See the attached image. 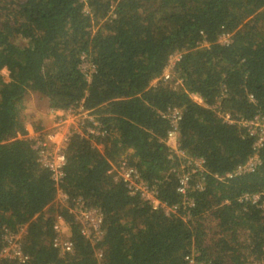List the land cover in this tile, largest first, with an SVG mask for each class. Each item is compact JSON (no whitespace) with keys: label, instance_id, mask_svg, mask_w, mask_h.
<instances>
[{"label":"trees","instance_id":"16d2710c","mask_svg":"<svg viewBox=\"0 0 264 264\" xmlns=\"http://www.w3.org/2000/svg\"><path fill=\"white\" fill-rule=\"evenodd\" d=\"M85 55L96 66L89 73ZM4 69L0 264L264 258V215L242 198L264 191V142L229 120L264 123V0H0V75ZM30 90L48 108L84 105L94 115L86 123L99 130L69 137L58 182L39 161L35 139L18 136L26 133L20 108ZM175 108L182 114L173 148L166 113ZM195 157L204 169L189 171L193 184L198 174L202 183L185 198L178 176ZM123 161L156 186L169 213L130 192L118 175ZM79 200L100 214L98 232L79 217ZM14 233L21 257L4 256Z\"/></svg>","mask_w":264,"mask_h":264},{"label":"built area","instance_id":"2783aa9c","mask_svg":"<svg viewBox=\"0 0 264 264\" xmlns=\"http://www.w3.org/2000/svg\"><path fill=\"white\" fill-rule=\"evenodd\" d=\"M180 54L176 53L171 55L169 64L166 66L163 77L164 79H168L172 75L173 68L175 67ZM83 69L86 70L87 73L90 71H94L96 66L92 61L86 59V55L83 56ZM91 76H88L90 79ZM158 78L154 79V82H157ZM193 98L199 102L203 103L201 97L192 95ZM51 115V122H47L44 128H39L33 125H24L25 132H18V136H24L33 138L34 146L38 154L39 161L42 162L45 166L50 168L52 171L54 179L58 182L63 176L62 167L66 162V145L69 137L74 133L78 132L81 136H89L90 134L98 133L99 130L95 127L86 123V120H93L94 115L87 110L84 105L70 107L68 110L64 109H54L49 108ZM182 112L179 109H172L166 113L167 116H170L172 121V128L169 130L168 135L166 137L167 143L173 147H177V132L178 121L181 119ZM230 121L238 120L243 125L248 126V129L251 134L258 135L257 144H263L264 142V123L258 120V117L254 119L247 118H229ZM94 124H97L95 120ZM249 165L252 163V160H249ZM205 159L203 157H195L194 159L188 162V165L184 164V167L188 170H185L182 167L179 176H178V191L187 197L188 192L200 185L201 180L198 174L197 183L193 184V177L191 176V171L189 168H192L194 171H202L204 169ZM242 168V167H241ZM120 176H122L126 181L129 182L130 192L132 193H140V195L148 201L153 207H162L164 210L169 213L171 211V207L165 205L160 201L157 195V189L155 185H151L148 182L144 181V179L133 169L128 168L125 161L121 163L120 169H118ZM199 178V179H198ZM60 195L62 191L60 189ZM242 198L249 201L251 205L257 207L261 213L264 215V191L262 192H244ZM84 204L83 201L79 200V203L75 205L77 207L79 217L83 219V222L86 225L94 228L96 232L99 230V224L101 222V216L96 210L85 209L80 206ZM80 205V206H79ZM56 228H60V222L55 223ZM9 243L5 248L2 249L1 253L4 256H19L21 257L22 251L19 247L20 243L15 240L18 238L16 233L12 234L9 237ZM60 240V239H59ZM64 241V240H61ZM58 241L55 246L61 244L62 249H70L71 242L69 240H65L64 242ZM186 262L185 264H207L203 261H200L195 253H189L185 255ZM253 264H264V258L261 260L255 261Z\"/></svg>","mask_w":264,"mask_h":264},{"label":"rangeland","instance_id":"374dc122","mask_svg":"<svg viewBox=\"0 0 264 264\" xmlns=\"http://www.w3.org/2000/svg\"><path fill=\"white\" fill-rule=\"evenodd\" d=\"M1 81L4 83L8 81V72L6 69L1 72ZM34 91L30 90L28 97L22 101L21 120L26 125H33L39 128H44L47 122H51V115L49 114L48 104L45 100L38 98ZM38 123V124H37ZM240 231L239 234H242Z\"/></svg>","mask_w":264,"mask_h":264},{"label":"crops","instance_id":"0c3cea01","mask_svg":"<svg viewBox=\"0 0 264 264\" xmlns=\"http://www.w3.org/2000/svg\"><path fill=\"white\" fill-rule=\"evenodd\" d=\"M38 124V123H37Z\"/></svg>","mask_w":264,"mask_h":264}]
</instances>
